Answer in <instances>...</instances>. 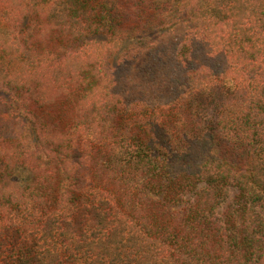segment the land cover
I'll list each match as a JSON object with an SVG mask.
<instances>
[{"label":"trees","instance_id":"obj_1","mask_svg":"<svg viewBox=\"0 0 264 264\" xmlns=\"http://www.w3.org/2000/svg\"><path fill=\"white\" fill-rule=\"evenodd\" d=\"M0 264H264V0H0Z\"/></svg>","mask_w":264,"mask_h":264}]
</instances>
